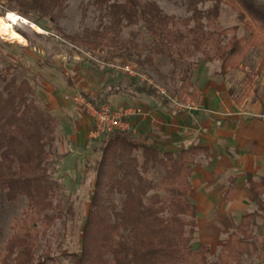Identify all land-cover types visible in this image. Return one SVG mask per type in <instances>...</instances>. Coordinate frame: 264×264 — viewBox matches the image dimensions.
Returning a JSON list of instances; mask_svg holds the SVG:
<instances>
[{
    "label": "trees",
    "instance_id": "1",
    "mask_svg": "<svg viewBox=\"0 0 264 264\" xmlns=\"http://www.w3.org/2000/svg\"><path fill=\"white\" fill-rule=\"evenodd\" d=\"M0 1L6 3L0 9V16L15 11L41 29L47 28L40 22L44 19L60 30L56 24L64 16L66 0ZM88 1L106 9L112 26L95 30L91 39L62 33L61 37L52 33L49 36L62 39L75 49L84 47L93 52L117 48L118 40L113 32L142 21L151 37L147 44L151 54L173 58L175 54L190 56L201 52L208 59L215 57L221 61V75L237 70L248 49L256 46L261 57L257 67L248 71L245 88L235 98L239 105L253 89L255 76L264 75V1L183 0L190 16L181 20L164 14L154 1ZM205 2L211 4L202 9L200 6ZM221 4L236 11L237 21L249 32L248 37L232 34L223 40L228 32H236L238 26L219 28L217 19ZM14 28L32 43L26 31L18 26ZM33 34L37 38L48 35ZM129 48H136L131 40L119 47L120 56L126 55ZM136 57V62L142 64L139 52ZM15 71V66L9 64L0 72V190L10 203L19 196L25 197L27 206L13 220V232L3 245L0 264H53L56 256L52 246L45 244L41 250V241L47 238L56 220L72 214L71 206L64 210L59 202H54L55 190L60 185L46 168V161L53 153L51 147L57 123L54 116L37 104L34 85L27 77H18ZM116 83L110 85L113 92L155 93L134 79L128 84ZM229 93L233 96V90ZM197 95L194 92L191 96L195 100ZM87 99L96 106L107 102L105 96L97 102L88 96ZM260 102L263 106L264 87ZM204 151L197 146L163 151L140 142L125 131L105 136L95 162L93 190L80 230V249L78 253L69 254L73 262L208 264L210 248L193 243L196 209L188 197L193 159ZM158 167L163 171L158 179L162 195L150 194L153 186L147 175L149 170ZM246 179L256 210L240 217L235 230L220 248L218 264H241L243 255L256 256L264 262V235L259 243L252 238L256 218L264 219V175L258 179L247 176ZM232 190L234 188L226 198L234 193ZM116 196L120 197L119 204L114 200Z\"/></svg>",
    "mask_w": 264,
    "mask_h": 264
},
{
    "label": "rangeland",
    "instance_id": "2",
    "mask_svg": "<svg viewBox=\"0 0 264 264\" xmlns=\"http://www.w3.org/2000/svg\"><path fill=\"white\" fill-rule=\"evenodd\" d=\"M142 1L156 2L164 14L172 15L177 20L185 19L190 16L183 0ZM256 1L262 3L264 0ZM5 4L4 1H0V9L4 8L3 6H5ZM65 4L66 9L64 10V16L58 19L56 24L60 28V32L54 29L53 24L48 23L44 19L40 22L47 27L45 30L37 27L30 20L13 11L12 13L22 18L16 20V22L12 24L13 30L19 36L21 35L16 32L14 26H18L26 31L30 35L32 43H28L22 36L24 42H13L4 39L0 35V72L9 64L15 66V74L18 77H27L34 85V97L36 102L46 111L48 106L45 105L44 101L41 102V100H38V96H35V88L41 87L43 85L42 81L47 82L44 87L48 90L53 89L58 92H67L64 93L63 99L68 102V107L71 108V110L78 109L80 112L86 114L83 108L72 99L76 94L86 95H84L83 91H80L79 88L76 90L72 89L73 79H70V73L66 75L63 70L67 68L71 69L80 62L91 63V61L87 59V56L90 55L100 60L111 59L115 63H130L137 70L141 69L142 72L150 76V78L163 88L167 94L176 96L183 103L192 101L196 104L191 96L194 92V88L202 84L203 81L201 80L205 78L221 75V61L215 57L208 59L201 52H195L190 56L187 55V53L182 55L175 54L173 58L151 54L147 48V44L150 42L151 37L145 30L142 21L124 25L119 29L117 27L118 30L112 34L114 38L118 40L117 48H103L93 52L86 50L84 47L75 49L73 45H69L62 39L52 38L49 34L52 33L61 37L62 33L64 35L91 39L94 37L93 32L95 30H104L106 27L112 26V19L107 14L105 8L96 7L88 0H66ZM210 4V2H205L200 7L206 9ZM7 13L8 12H6L4 16H6ZM236 16V11L227 4L220 5V12L217 19L219 28L224 29L233 25L238 26L236 32H228L226 36L222 37L224 41L232 34L238 37L249 36V32L237 21ZM24 20L27 22H23ZM29 23H32L40 30H35ZM179 28L183 30L182 26ZM33 32L48 35H45L47 37L37 38ZM127 40H131L136 45V48H129L126 55L120 56L119 52L121 49H119V47ZM137 52L140 53V61L142 64L136 62ZM260 57V51H258L256 46H253L248 49L240 67L237 70L226 73L228 75L227 82L230 84V89L233 90L234 98L239 96L244 90L248 71L251 68L255 69L257 67ZM81 65V77L79 76V81H82L83 84H89V77L85 71V68L89 67L87 64L83 65L81 63ZM95 65L100 67L99 63H95ZM263 87L264 75L255 76L253 89L243 102L247 100L253 102L258 101L261 104L260 95ZM106 88L105 91L107 90L108 92L114 90L109 88V86H106ZM113 100H109L106 103L112 106L127 104L139 106L143 110L142 115L146 113L145 104L159 103L162 105L166 103V100L157 93H154V95L142 93L139 97L134 96L133 98L122 96ZM169 106L170 108L180 110L171 103ZM50 114L54 116V114ZM54 117L57 127L58 118L56 116ZM91 126L93 127V124H91ZM54 134L55 141L51 147L53 153L46 161V168L51 178L56 180L60 185L59 188L55 190L54 202H59L64 210L66 207L71 206L72 214L65 215L63 218L56 220L55 226L49 231L47 238L41 241V250L44 248L45 244H49L52 246L56 256V260L53 264H75L69 254L78 253L80 249V230L93 190L95 162L100 156L102 140L107 135L92 138L89 133V137L86 138L84 145L78 151L75 150V148L71 147L70 149V147H66L64 150L67 152H63L61 145L62 141L56 140V128ZM132 135L134 136V134ZM162 173L163 171L160 167L149 170L147 175L153 186L150 190V194H163L158 189V179ZM119 199L120 197L116 196L114 200L119 204ZM252 205L254 208L252 210H247L246 213L256 210L255 204L252 203ZM26 206L27 201L25 197L19 196L15 202L10 203L5 199L3 191L0 190V253L2 252L4 243L13 232L12 224L14 218L20 216ZM238 222L239 217H234L231 222L232 226L230 227V231L235 230ZM228 232L223 233L222 236L224 237L221 238L220 241L210 245L208 264H218L220 248L223 240L227 238ZM263 235L264 219L257 217L252 227V238L256 243H259ZM197 242V237L194 233L193 243L196 244ZM241 264H264V262L256 256L247 257L243 255Z\"/></svg>",
    "mask_w": 264,
    "mask_h": 264
},
{
    "label": "crops",
    "instance_id": "3",
    "mask_svg": "<svg viewBox=\"0 0 264 264\" xmlns=\"http://www.w3.org/2000/svg\"><path fill=\"white\" fill-rule=\"evenodd\" d=\"M81 63L89 67L85 68L89 84L79 81ZM94 64L80 62L63 70L66 75L70 73L73 90L79 88L85 97L95 102L104 96L109 101L142 94L105 91L106 86L111 88L110 85L115 86L116 82L128 84L132 79ZM227 80V74L201 80V86L194 88L198 94L195 110H176L170 108L169 102L162 105L150 103L145 104L144 115L131 120L132 136L154 148L170 152L190 146L205 149L193 159L188 197L196 209L195 236L198 242L195 245L205 244L209 248L224 237L223 233L229 230V235L233 231L230 227L234 217L238 216L240 220L247 210L254 208L246 177L258 179L264 175V105L248 100L237 104L229 93ZM42 83L41 87L35 88V96L44 101L49 107L47 111L58 118L56 140L62 141L63 152H67L66 147L78 151L89 137L92 120L78 109L68 107V102L63 99L67 92L48 90L44 87L47 82ZM232 188L234 193L226 198Z\"/></svg>",
    "mask_w": 264,
    "mask_h": 264
},
{
    "label": "built area",
    "instance_id": "4",
    "mask_svg": "<svg viewBox=\"0 0 264 264\" xmlns=\"http://www.w3.org/2000/svg\"><path fill=\"white\" fill-rule=\"evenodd\" d=\"M87 57V59L91 62L99 63L110 70L120 72L130 79L137 80L147 88L153 89L155 93L180 110L189 112L197 109V105L194 102L191 101L183 103L176 96L167 94L163 88L150 78V76L140 70H137L131 64H121L115 63L114 61L100 60L92 57L91 55ZM72 99L83 108L92 120L93 128L90 131V137L92 138H96L101 135H109L116 131L130 132L131 120L143 113V110L139 106L128 104L112 106L108 103H101L96 106L93 102L88 100L87 97L80 94L74 95Z\"/></svg>",
    "mask_w": 264,
    "mask_h": 264
},
{
    "label": "bare ground",
    "instance_id": "5",
    "mask_svg": "<svg viewBox=\"0 0 264 264\" xmlns=\"http://www.w3.org/2000/svg\"><path fill=\"white\" fill-rule=\"evenodd\" d=\"M22 19L21 17L17 16L16 14L12 12H8L6 16L1 17L0 16V35L9 41L13 42H24V39L19 36L12 28V24L16 22V20ZM23 22H27L24 20ZM31 27H33L35 30L38 29L35 25L32 23H29Z\"/></svg>",
    "mask_w": 264,
    "mask_h": 264
}]
</instances>
